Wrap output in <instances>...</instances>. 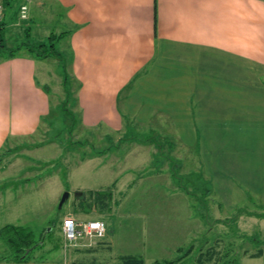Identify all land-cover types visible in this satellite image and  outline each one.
Masks as SVG:
<instances>
[{
    "label": "crops",
    "instance_id": "obj_1",
    "mask_svg": "<svg viewBox=\"0 0 264 264\" xmlns=\"http://www.w3.org/2000/svg\"><path fill=\"white\" fill-rule=\"evenodd\" d=\"M35 1L40 8L56 4L70 26L63 37L73 53L72 79L80 84L84 132L138 125L158 135L171 126L190 148L199 144L213 215L252 217L244 207L264 198V0ZM37 66L28 56L0 63V152L37 135L52 111ZM250 219V226L257 222ZM221 242L209 252L223 258ZM247 242L260 248L245 250L242 264L263 259L264 243ZM99 243L104 250L107 244ZM225 258L219 264L231 263Z\"/></svg>",
    "mask_w": 264,
    "mask_h": 264
},
{
    "label": "rangeland",
    "instance_id": "obj_2",
    "mask_svg": "<svg viewBox=\"0 0 264 264\" xmlns=\"http://www.w3.org/2000/svg\"><path fill=\"white\" fill-rule=\"evenodd\" d=\"M12 1L18 7L13 9L19 12L18 18L15 13L12 16L11 10V17L1 20L5 15L0 12V24L10 22L7 45L27 43L38 47L55 36L54 48L46 49L69 59L67 78L63 62L55 56L36 61L37 79L49 90L52 111L37 135L20 139L14 147L16 153L14 148L0 152V232L7 225H16L33 231L37 239L40 233L44 232V237L52 233L44 239L45 248L36 253L31 264H118L125 255L142 256L145 264L183 256L185 264H199L200 255L205 253L207 258L208 249L219 238L223 259L227 256L224 261L231 264H242L245 250L258 251L260 247L249 244L247 239L264 243V198L261 202L253 198L244 207L257 221L251 226L252 217L244 215L240 219L239 211L213 215L212 202L205 197L210 189L202 173L199 144L190 148L171 126L158 135L139 130L138 125L135 130L128 128V132L114 133L103 126L96 128L98 131L88 128L84 132L77 107L80 84L72 79L69 39H57L70 29L64 13L52 2L40 8L35 0ZM23 6L27 7V17L21 21ZM22 52L21 56L27 55L25 50ZM64 108L74 114L75 122L64 117ZM119 174L126 175V182L112 183L110 178L115 180ZM109 185L113 188L107 190L111 195L106 208L93 207L84 213L80 206L83 193ZM66 192L70 197L60 209ZM68 217L80 221L103 219L108 229V242L100 241L107 244L104 250L99 241L65 249L62 224ZM218 218L225 223H217ZM187 226L194 228L192 233ZM174 238L184 248L182 252L177 251ZM96 246L101 248L97 253H78ZM10 252L0 235V264H17L7 259ZM246 263L264 264V258Z\"/></svg>",
    "mask_w": 264,
    "mask_h": 264
},
{
    "label": "trees",
    "instance_id": "obj_3",
    "mask_svg": "<svg viewBox=\"0 0 264 264\" xmlns=\"http://www.w3.org/2000/svg\"><path fill=\"white\" fill-rule=\"evenodd\" d=\"M3 4H4L5 17L4 19L2 18L1 20H5V19L7 20L11 17L8 12H10L13 9L15 10V8L17 9L18 7H15L12 0H4ZM14 10L12 12L13 13L12 16L15 13V15L18 18L19 12L17 11L16 13V11ZM156 10H157V6H156ZM5 25H7V23L5 22H2L0 24V63L3 61L11 60L13 58H17L18 56H21L20 54L23 53L22 50H25V52L27 53V55L22 54L23 56H28L34 60H43V59H47L49 57L55 56V58L63 62L62 71L66 74V78L68 77L66 66L69 62V59H64L62 58V55H60L59 52L51 50L54 48V43L52 40L56 38L55 36H51L47 40L46 43H40L38 47L32 46L27 43H24V44L21 43L18 47H15L14 45L10 46V45H7V42H6L7 35L9 34V31L7 29L10 26V22H9V25H7L6 27ZM156 26H157V21H156ZM62 38H63V34L57 37V39H60V40ZM47 46L50 47L51 49H46ZM66 84L68 85V79H66ZM44 90L47 93L49 92L47 87L44 88ZM64 105L65 104H63V107ZM63 111L66 113V114L64 113L65 114L64 117L65 116L69 117L73 122H75L74 120L75 116L73 113H70V109L64 108ZM71 130L73 132V128H71ZM2 157L3 156H0V162L2 161ZM86 194H88L87 197L85 196ZM110 195H111L110 191H107V190H100V191L91 190L88 193H83V198L81 200L82 202L80 203L82 211L84 213H89L91 212L93 207H99L103 209L106 208L107 200L110 199ZM43 233H40L39 234L40 239H37L33 231L23 226L7 225L3 229H1V232H0L1 239L7 245V248H9V251L11 249V252L9 253V258L7 259L13 263H30V262L35 261L36 253L39 250L41 249L43 250L45 248L44 239L48 237L49 235L52 236L51 235L52 233L49 232L44 237L42 235ZM211 250L208 249L207 254H206L207 258H204L205 253H202L200 255V257L198 258L199 264H204L205 262H207L208 264H219V262L223 258H221L220 256L216 257V255L213 252H209ZM189 253H191V250ZM183 258L184 256L177 260H163L162 262L158 261V262H155V264H185L184 262H182ZM1 260H5V258ZM118 264H145V260L143 259L142 256L125 255V256L120 257Z\"/></svg>",
    "mask_w": 264,
    "mask_h": 264
},
{
    "label": "built area",
    "instance_id": "obj_4",
    "mask_svg": "<svg viewBox=\"0 0 264 264\" xmlns=\"http://www.w3.org/2000/svg\"><path fill=\"white\" fill-rule=\"evenodd\" d=\"M0 12L4 15L3 0H0ZM27 7L21 10V18L27 17ZM62 232L65 241V247H77L82 242H88V245L94 244L106 237L107 226L103 220H84L80 221L74 218H66L63 221Z\"/></svg>",
    "mask_w": 264,
    "mask_h": 264
},
{
    "label": "water",
    "instance_id": "obj_5",
    "mask_svg": "<svg viewBox=\"0 0 264 264\" xmlns=\"http://www.w3.org/2000/svg\"><path fill=\"white\" fill-rule=\"evenodd\" d=\"M70 197V193L69 192H66L62 199H61V202H60V209L63 207V205L65 204V202L69 199Z\"/></svg>",
    "mask_w": 264,
    "mask_h": 264
}]
</instances>
